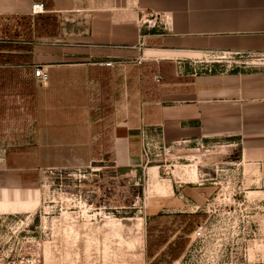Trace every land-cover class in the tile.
Masks as SVG:
<instances>
[{"label":"crops","instance_id":"crops-1","mask_svg":"<svg viewBox=\"0 0 264 264\" xmlns=\"http://www.w3.org/2000/svg\"><path fill=\"white\" fill-rule=\"evenodd\" d=\"M36 1L44 12L33 14ZM151 12L164 24L142 26ZM209 50L264 53V0H0V132L10 115L23 113L28 122L1 168L22 187L39 167L88 166L100 151L119 167H142L143 128L162 133L173 148L222 139L218 152L238 151L237 174L182 182L187 203L179 211L189 197L203 211L226 182L258 206L264 64L198 71ZM36 66L48 73L46 81L35 76ZM144 71L162 79L149 82ZM15 188L14 197L6 187L0 191V212H27L37 202H23ZM257 220L248 264H264V214Z\"/></svg>","mask_w":264,"mask_h":264},{"label":"rangeland","instance_id":"rangeland-1","mask_svg":"<svg viewBox=\"0 0 264 264\" xmlns=\"http://www.w3.org/2000/svg\"><path fill=\"white\" fill-rule=\"evenodd\" d=\"M142 22L146 28L161 24L154 12ZM200 60L198 71H226L260 66L264 53L209 50ZM143 75L156 82L154 71ZM6 121L8 130L0 132V158L19 142L27 122L23 113ZM224 143H184L170 155H153L148 164L144 159L138 168L119 167L110 152L100 151L88 166L39 167L22 187L0 166V191L6 187L14 197L15 187H21L23 196L17 197L25 203L37 201L27 212H0V264H171L183 255L203 216L197 210L203 205L191 197L189 206L179 211L186 202L179 195L182 182L200 177L210 183L237 174L233 165L238 151L216 150ZM193 168L196 179L188 177ZM232 186L238 189V184ZM258 214H264V200L258 201ZM248 252L253 258L254 248Z\"/></svg>","mask_w":264,"mask_h":264},{"label":"built area","instance_id":"built-area-1","mask_svg":"<svg viewBox=\"0 0 264 264\" xmlns=\"http://www.w3.org/2000/svg\"><path fill=\"white\" fill-rule=\"evenodd\" d=\"M44 3L36 1L32 5L33 14L45 11ZM164 24V18L160 17ZM142 62L141 59L138 60ZM111 65L112 62H106ZM36 77L46 81L48 73L42 66H36ZM156 74V81L161 80ZM143 156L146 164L151 157L172 153V146L162 133L151 134L142 130ZM155 149L156 152L153 150ZM154 151V153H153ZM217 193L208 196L202 209L205 216L193 229L189 245L181 257L171 264H248L251 241L255 240L258 226V206L253 205L242 192L231 183L221 185Z\"/></svg>","mask_w":264,"mask_h":264},{"label":"bare ground","instance_id":"bare-ground-1","mask_svg":"<svg viewBox=\"0 0 264 264\" xmlns=\"http://www.w3.org/2000/svg\"><path fill=\"white\" fill-rule=\"evenodd\" d=\"M172 149H173V146H172ZM188 173H189L188 174L189 175L188 177H190L191 179H196V175L194 174V168H193V170L191 169L190 172H188Z\"/></svg>","mask_w":264,"mask_h":264}]
</instances>
